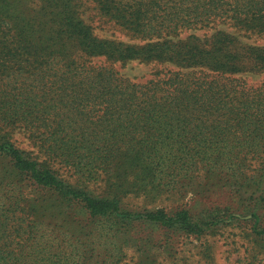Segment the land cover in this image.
<instances>
[{
	"label": "trees",
	"instance_id": "obj_1",
	"mask_svg": "<svg viewBox=\"0 0 264 264\" xmlns=\"http://www.w3.org/2000/svg\"><path fill=\"white\" fill-rule=\"evenodd\" d=\"M90 1L142 43L94 32L82 2L0 0V264H128L159 250L173 263L184 239L227 226L264 247V45L241 39L264 35V0ZM191 29L204 32L180 37ZM130 63L151 69L130 77ZM121 158L143 202L202 194L211 178L231 202L131 207L98 190ZM249 252L239 264H264Z\"/></svg>",
	"mask_w": 264,
	"mask_h": 264
},
{
	"label": "rangeland",
	"instance_id": "obj_2",
	"mask_svg": "<svg viewBox=\"0 0 264 264\" xmlns=\"http://www.w3.org/2000/svg\"><path fill=\"white\" fill-rule=\"evenodd\" d=\"M76 2H82L83 6L80 7L78 13L87 21L88 23L94 25V32L102 36H112V38L120 41H124L132 44H141L142 42L139 39H136L130 36L123 30L114 29V27H108L102 21L104 18L97 13V11L93 8V3L90 0H75ZM212 29H205V32H211ZM198 34H202L204 30H193ZM191 30L184 31L180 37L184 38L188 35V33L193 32ZM241 39L244 42L264 45V35L257 36L254 35L252 37L242 36ZM135 63H130L122 67V71L126 73L128 76L132 77L133 75L140 76L141 74L147 75L149 70L151 69L150 65L140 64L139 66L134 65ZM118 65V64H117ZM263 79V75H257L253 77L251 80L253 83H259ZM18 141L22 145L26 144V141L23 138V134L18 130L14 131L13 134ZM126 160L121 158V166L115 176L112 179H109L105 176L98 183V190L101 191L102 194H106L110 189L112 192H117L120 196L123 197L124 201L128 203L131 207H148V208H156V207H165L166 209H177L181 206L185 205H193L195 199L199 200V202L203 203H213L218 205H223L226 203H230V197L224 191V189H218L219 182L215 178L209 179L207 181V192H203L202 194L196 193L191 195L190 193H186L184 196H180L178 193L172 194L167 193L166 191H161L156 194V196H152V202L146 200L143 202L141 199H137L134 194H132V183L134 180V176H132V170H128L127 174H123L122 171L125 169ZM201 183V179H197ZM212 191H214L212 193ZM201 192V190L199 191ZM92 224L88 227L89 233L87 237H90V241H93V238H96V235L100 228V220H93ZM92 226V227H91ZM234 239L236 241V245L230 248L232 245L230 241ZM186 244L182 246L183 250L177 254L173 263L170 261L171 258L167 256L164 251L159 250L154 254L149 253V258H145V256H138L137 254L132 253V261L128 264H149L150 260L153 259V263L155 264H179L186 259L189 263L192 264L193 261H199V264H239L238 257L246 248L249 246V253L253 255V253H257L259 258H264V247L261 243H253L249 241V238L246 237L245 232L240 227L231 226L220 227L216 230L204 234L199 240L193 238L184 239ZM192 241V242H190ZM241 243L243 246H241ZM203 244H208L209 249L206 250L203 247ZM96 251L94 254V258L99 255H103L105 250L102 251L100 246L96 245ZM135 248H129V252H134ZM206 251V252H204ZM205 253V255H204ZM179 261H178V260Z\"/></svg>",
	"mask_w": 264,
	"mask_h": 264
}]
</instances>
